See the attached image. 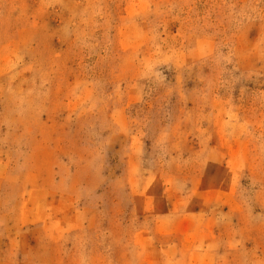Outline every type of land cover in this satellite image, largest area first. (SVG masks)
Segmentation results:
<instances>
[{"label":"rangeland","instance_id":"obj_1","mask_svg":"<svg viewBox=\"0 0 264 264\" xmlns=\"http://www.w3.org/2000/svg\"><path fill=\"white\" fill-rule=\"evenodd\" d=\"M0 264H264V0H0Z\"/></svg>","mask_w":264,"mask_h":264},{"label":"crops","instance_id":"obj_2","mask_svg":"<svg viewBox=\"0 0 264 264\" xmlns=\"http://www.w3.org/2000/svg\"><path fill=\"white\" fill-rule=\"evenodd\" d=\"M74 215H79L78 213L77 214H75L74 212H72V216H74Z\"/></svg>","mask_w":264,"mask_h":264}]
</instances>
